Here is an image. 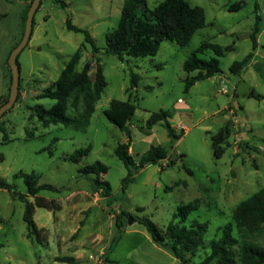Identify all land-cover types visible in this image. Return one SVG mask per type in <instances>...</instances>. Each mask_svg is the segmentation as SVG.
<instances>
[{
	"label": "rangeland",
	"instance_id": "1",
	"mask_svg": "<svg viewBox=\"0 0 264 264\" xmlns=\"http://www.w3.org/2000/svg\"><path fill=\"white\" fill-rule=\"evenodd\" d=\"M64 1V8L54 0L41 1L34 14V31L17 55L20 97L0 117L4 128L0 130V177L14 186L12 190L0 188V264H70L55 260L64 255L73 256L77 264H183L152 241L138 218L149 217L164 229L170 222H179L175 213L180 205L197 199L198 209L191 211L183 224L205 222L204 240L208 244L219 236L221 226L233 222L235 206L264 185V0H187L203 8L205 25L186 45L164 40L154 56L124 55L122 59L106 50L105 36L117 26L123 0ZM161 1L146 0V4L153 8ZM236 2L242 3L241 8L229 10ZM11 4L7 27H11L17 9ZM42 14L45 20L39 22ZM67 16L72 24L90 33L99 48L94 56L84 34L67 29ZM254 26L259 29L255 49L250 39ZM18 37L13 34L7 39V33L0 32L5 92L6 54ZM203 40L233 45L234 49L218 57L220 73L185 90L183 61ZM79 46L76 69L93 60L89 69L93 78L99 62L105 88L85 130L60 123L43 125L33 107L50 108L55 103L40 94L53 84ZM249 52L253 56L245 68L237 74L231 72V63ZM199 56L208 59L213 53L206 51ZM130 71L140 79L130 98L135 111L127 122L128 137L102 111L112 99H128ZM251 92L262 98L250 96ZM160 109L169 113L168 121L178 138L169 136L162 122L146 127L149 114ZM224 125L228 126L224 152L215 157L210 136ZM128 138L133 158L151 144H159L169 151L173 163L167 164L165 159L146 165L123 189L126 167L114 149ZM86 147L88 152L78 162L69 159L76 149ZM94 161L107 166L98 177L109 183V196L91 189L96 175L79 172ZM19 171L34 173L38 184L54 187L42 189L38 195L53 200L55 208L34 207L33 219L42 226L38 228L40 242L26 234L23 198L27 186L22 177H14ZM26 198L34 200L33 196ZM120 210L129 216L121 217L118 230L115 220ZM241 232L233 223L232 234L240 238ZM116 234L119 240L109 248ZM247 237L264 246V225ZM233 249L237 252V246ZM208 253V246L198 248L193 255L186 254L184 264H196ZM209 264L218 263L213 260ZM235 264H241L238 256Z\"/></svg>",
	"mask_w": 264,
	"mask_h": 264
},
{
	"label": "trees",
	"instance_id": "2",
	"mask_svg": "<svg viewBox=\"0 0 264 264\" xmlns=\"http://www.w3.org/2000/svg\"><path fill=\"white\" fill-rule=\"evenodd\" d=\"M7 1L16 4V0ZM31 1L29 0L21 11L20 37L24 31L25 19ZM54 1L61 8L67 5L63 0ZM241 5V2H236L229 6V10L239 9ZM65 25L69 30L84 34V40L92 46L93 56L94 53L99 51L90 33L72 24L70 16H67ZM204 25L205 13L203 8L199 5H191L187 0H162L153 8L147 6L146 0H123L116 28L108 31L105 36L106 50L115 54L120 59L124 55L134 58L154 56L162 41L170 40L180 46H184L188 43L193 33ZM33 26L34 18L32 29ZM258 31V27L254 26L250 33L253 49L256 48V34ZM17 43L18 41L9 48L6 54L5 63L8 68V81L6 83L5 94L0 96V105L7 100L9 95L11 71L7 58ZM81 46L70 56L53 84L40 94L41 97L54 99L55 103L50 108H44L39 104L33 107L36 116L43 125L60 123L75 130L83 131L89 123L95 103L105 88L106 80L99 62L95 65L93 78L89 75V69L93 60L85 61L81 69H76V65L81 57ZM233 49V45L221 46L209 40L201 41L182 64L183 70L187 73L183 79L185 90L198 80L220 73L218 57L225 55L226 52ZM206 51H211L213 56L208 59L201 58L199 54H203ZM252 56V52H249L242 59L234 60L229 70L235 74L240 73ZM190 73L193 74L190 75ZM3 75H5V70ZM129 75L128 99H112L109 106L102 111L105 117L128 137L129 128L127 122L135 111V104L130 98L132 97V90L137 87L140 79V76L133 71H130ZM249 95L262 98L261 95H256L253 92L249 93ZM19 97L20 85L16 101ZM69 109H71V112H69ZM168 118L169 113L160 109L149 114L145 120V125L147 128H151L154 124L162 122L167 130V134L178 138ZM0 130H4L3 126H0ZM3 137L5 138V135ZM227 137V125L220 127L210 136L215 157H220L223 154L224 147L222 144ZM129 147L130 139L128 138L127 141L118 143L114 149V154L126 167V175L122 179L123 189L126 183L133 179L135 173L146 165L157 163L159 160L164 159H167V164L173 163L169 151L162 145L151 144L136 160L130 154ZM87 152L88 147L76 149L69 155V159L73 162H78ZM106 171L107 166L100 161H94L79 168V172L82 174L96 175V178H92L91 189L94 192H100L101 196L104 197L110 195L111 188L106 180H101L98 176ZM14 177H22L27 186V194L23 198L25 204L23 220L27 228L26 234L29 238L33 237L40 242L39 229L33 219L34 207L41 206L53 210L55 208L54 201L39 196L38 192L42 189H54V187L50 184H38L37 176L34 173L19 171ZM0 188L12 190L14 186L0 177ZM27 196H33V202L28 201ZM198 207L197 199L180 205L175 213V217H179V222H170L164 229L159 228L149 217L138 218V221L146 228L153 242L165 247L183 264L187 262L186 254L193 255L198 248H205L207 246L209 247V253L196 264H209L213 260L218 264H235L236 256H238L241 264H264V246L247 237V234L260 232L264 225V185L235 206L232 214L233 222L221 226L219 236L212 238L208 244H205L204 240V234L207 231V224L205 222L192 221L188 226L183 224L187 215L191 211L197 210ZM122 216L127 217L129 213L120 210L117 214L115 225L118 230L122 226ZM233 223L239 228V231H242L240 238L232 234ZM118 240L119 234L114 235L110 240L109 248ZM233 246H237V252H235ZM107 252H109L108 248ZM55 260L77 264L75 258L69 255L56 256Z\"/></svg>",
	"mask_w": 264,
	"mask_h": 264
},
{
	"label": "water",
	"instance_id": "3",
	"mask_svg": "<svg viewBox=\"0 0 264 264\" xmlns=\"http://www.w3.org/2000/svg\"><path fill=\"white\" fill-rule=\"evenodd\" d=\"M40 2L41 0L31 1L25 19L23 34L20 40L18 41V43L12 48V50L8 55L7 62L11 71V83H10L8 98L5 102H3L0 105V117L4 112L10 109L13 106L14 102L16 101L19 90V65L17 62V55L26 46V44L29 41L32 32L34 14L37 8L39 7ZM173 157H176V154H173ZM131 222H133V219L130 217L129 223Z\"/></svg>",
	"mask_w": 264,
	"mask_h": 264
},
{
	"label": "crops",
	"instance_id": "4",
	"mask_svg": "<svg viewBox=\"0 0 264 264\" xmlns=\"http://www.w3.org/2000/svg\"><path fill=\"white\" fill-rule=\"evenodd\" d=\"M28 2H29V0H16L15 5H16L17 9L15 10V13H14L12 25H11V27H7L5 25V23H6L5 19L7 18L8 10L11 8L12 4H11V2H9L7 0H0V32L5 31L7 33V39L9 36L15 34V35L19 36L17 40L18 41L20 40V38H21L20 37L21 11H22V8L25 6V4H27ZM40 4H41V2H40ZM39 7H40V5H39ZM39 7L37 8V10L39 9ZM42 16L43 17H42V19L41 18L39 19V22H42V20H45V18H44L45 14L44 15L42 14ZM33 31H34V29H33ZM31 34H32V32H31ZM7 39H6V41H7ZM0 65H1V63H0ZM3 83H4V75L2 74V71L0 68V96H3L5 94V85ZM130 150L131 149L129 147V151ZM130 154H131V151H130ZM34 222H35V220H34ZM35 224H36L37 228L42 227V226H39L36 222H35Z\"/></svg>",
	"mask_w": 264,
	"mask_h": 264
}]
</instances>
